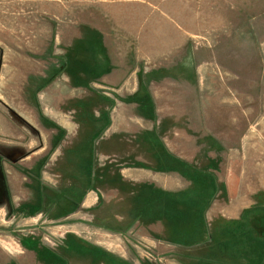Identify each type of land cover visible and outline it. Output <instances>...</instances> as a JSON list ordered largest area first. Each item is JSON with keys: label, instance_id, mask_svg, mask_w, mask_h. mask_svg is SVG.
<instances>
[{"label": "rangeland", "instance_id": "1", "mask_svg": "<svg viewBox=\"0 0 264 264\" xmlns=\"http://www.w3.org/2000/svg\"><path fill=\"white\" fill-rule=\"evenodd\" d=\"M132 232L133 264L263 263L264 0H0V264Z\"/></svg>", "mask_w": 264, "mask_h": 264}, {"label": "crops", "instance_id": "2", "mask_svg": "<svg viewBox=\"0 0 264 264\" xmlns=\"http://www.w3.org/2000/svg\"><path fill=\"white\" fill-rule=\"evenodd\" d=\"M122 153V152H121ZM120 153V154H121ZM124 153L125 154H127L128 152L126 151H124ZM148 185V184H147ZM140 195L141 194H137V195H131V199H132V203H135L136 201H137V196H139L140 197ZM142 196V195H141ZM242 202H244V200H238V203H242ZM5 208V207H4ZM118 211V210H117ZM236 212H237V219H239V217H240V213H239V210L237 209L236 210V208H234V207H232V208H227V209H225V211H224V215H225V217L226 218H235L236 217ZM120 215H122V214H120ZM239 216V217H238ZM119 235H121V233L119 234ZM131 235V239L132 240H134L133 241V243H129L128 242V239L126 238L124 241H125V243H124V245H117L118 243H114V242H111L110 243V246L112 247V246H115V249H112L113 250V253L114 254H116L117 256H119V258H121V260H118V262H117V264H130V263H132V262H130L131 260H129L127 257H126V252L125 251H127V248H129V249H131L133 252H138L139 251V247L138 246H140L141 247V251H144L145 249H148V246H145L144 244H141V243H139L138 242V240L136 239V238H134V237H137L138 236V233H136V232H132V234H130ZM133 235H135V236H133ZM133 236V237H132ZM142 239L144 240H147V241H149V239H148V237H142ZM180 241V240H179ZM136 242H138V243H136ZM181 242V241H180ZM181 244V243H180ZM124 246H127V248H124ZM240 246V245H239ZM196 247V246H195ZM195 247H191V249H190V256H189V264H225V263H227L228 264V262H224V261H222V260H220V261H217V259L214 257L217 253H218V255H220L222 252H223V250L222 249H220V250H218V251H216L213 255H211V254H209L208 256H204V253L203 252H201V256H198L196 253H197V248H195ZM175 248L177 249V250H181V248H177L176 246H175ZM240 248H242V250L240 249ZM240 248H238V251H241V252H243V251H245V249H246V247L244 246V245H242V246H240ZM158 249H163V247L162 246H158ZM231 250H237V249H231ZM214 251V250H213ZM135 252V253H136ZM208 252V251H207ZM230 255V254H229ZM146 258H147V256H145ZM250 257L252 258V256L250 255ZM212 258V259H211ZM230 259V258H229ZM124 260H125V262H127V263H124ZM182 260V259H181ZM133 261V260H132ZM130 262V263H129ZM256 262V260H254V262L253 263H255ZM261 262H263L262 264H264V261H261ZM184 263V262H183ZM133 264V263H132ZM185 264H187V263H185ZM244 264V263H243Z\"/></svg>", "mask_w": 264, "mask_h": 264}]
</instances>
